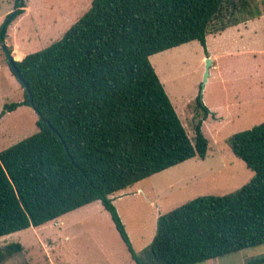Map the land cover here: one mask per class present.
<instances>
[{"label":"trees","instance_id":"1","mask_svg":"<svg viewBox=\"0 0 264 264\" xmlns=\"http://www.w3.org/2000/svg\"><path fill=\"white\" fill-rule=\"evenodd\" d=\"M24 6L15 0L5 15L0 44ZM261 14L258 0H91L59 39L14 60L37 131L0 151V236L100 200L136 264H193L264 243V120L228 138L252 177L232 192L198 195L160 214L142 254L111 197L206 156L201 121L192 143L149 56L193 40L206 53L207 33ZM27 98L24 90V100L6 108L31 106ZM196 100L206 116L200 94ZM22 249L19 241L0 246V264ZM261 263L264 255L245 262Z\"/></svg>","mask_w":264,"mask_h":264},{"label":"rangeland","instance_id":"2","mask_svg":"<svg viewBox=\"0 0 264 264\" xmlns=\"http://www.w3.org/2000/svg\"><path fill=\"white\" fill-rule=\"evenodd\" d=\"M14 3L15 0H0V24L13 10ZM90 3L91 0H25L23 9L26 11L12 22L7 32L12 55L15 47L25 56L59 39L90 7ZM258 4L264 13V0H258ZM254 31L249 40L250 47L259 54L255 58L250 56L249 62L247 54H240L232 60L228 57L220 59L216 67L210 64L212 76L208 69L204 82L205 60L201 58V45L196 40L166 49L162 55L157 52L149 57L155 71H159V74L156 71L158 77L164 80L160 79L190 140L194 142V128L201 121L208 148L203 159L192 157L135 183L134 188L115 193L113 203L138 254H142L151 242L160 214L198 195L232 192L252 177V169L234 154L228 138L264 120V19L255 22ZM232 64L233 68L239 67L242 75L250 73L252 87L250 91L246 90L247 78L235 81L237 87L245 90L244 100L240 104L225 105L230 100L232 87L224 77L229 74L230 65V70H233ZM9 68L0 47L2 113L9 104L20 102L17 100L24 97V88L18 85L17 78L11 76ZM198 94L209 110L206 116L196 100ZM203 98L209 103L205 104ZM210 105L217 107L221 119L210 117ZM13 111L0 123L1 149L37 131L38 115L32 106L20 103ZM156 183L173 186L160 201L153 192L147 195L145 191H138L140 187H154ZM11 241H19L23 249L2 264H136L99 200L43 225L0 236V246ZM263 255L264 243H261L193 264H245Z\"/></svg>","mask_w":264,"mask_h":264},{"label":"crops","instance_id":"3","mask_svg":"<svg viewBox=\"0 0 264 264\" xmlns=\"http://www.w3.org/2000/svg\"><path fill=\"white\" fill-rule=\"evenodd\" d=\"M25 11L26 10L24 9L23 13L20 14L19 16L23 15ZM261 19H264V13H262L260 16L255 17L253 19H248L245 22H241V23H238L236 25L228 26L224 30H221V31H218V32H215V33H207L206 34V51H207L206 53L204 52L203 47L201 46V53L200 54H201L202 60H205L206 57H209L211 59V66L212 67H216V66L219 65L218 61L220 59L226 58V57H228L229 59L232 60L233 58H235L236 56H238L240 54H245V55L247 54V56L249 57L248 62L251 60L250 56L255 58V56H257V54H259V53H258V51L256 49L255 50L251 49L249 40L251 39L252 34L255 33V31H254L255 22L257 20H261ZM12 22L9 24V26H11ZM9 26H8V29H9ZM8 29H7V32H8ZM7 36H8V34H7ZM7 36H6V39H5V43L8 45ZM15 48L13 49L14 53L12 55L14 60L22 59L24 57V55L19 52L17 47H15ZM164 53H166V51L162 50V51L158 52V55H162ZM18 54H20V56H18ZM149 57H151V55ZM164 61L166 63L167 60H164ZM230 69H231V65H230ZM230 69H229V74L224 77V81L227 82V83L230 82L229 86L231 84V87H232V88H230L231 89V91H230L231 92L230 100L225 105H230L232 103H237V102L240 104L241 101L244 100V91L245 90H243L242 87H237L236 84H235V81H237V80H245V78H247L248 81H247V84H246V87H247L246 90L250 91L251 87H252V85L250 84L251 75H250V73H247V75H245V74L242 75L241 70L239 69V67H238V69L236 68V66H234V68H233V64H232V69L233 70L231 71ZM9 71H10V68H9ZM156 71L159 74V71L157 69H156ZM209 72H210V76H212V69H209ZM10 73H11V76H13L16 79V77L12 74L11 71H10ZM161 80H162V82H164L163 79H161ZM17 83H18V85H20L18 80H17ZM233 83L235 84V86L233 85ZM262 95L264 96V93ZM23 100H24V97L19 98L17 101L21 102ZM207 100L208 99H204V103L205 104L209 103ZM209 108L212 110V112H210V114H211L210 117L221 119V116L219 115L220 112L218 111L216 106L214 107V105H210ZM14 109H11V111L8 110V109H6V110L3 109L5 112L4 113L0 112V123L5 118V116H7L8 114H11L12 112H14L13 111ZM3 149H5V148H3ZM3 149H1V150H3ZM169 168L170 167H168V168H166V169H164L162 171L168 170ZM162 171H159L157 173H160ZM157 173H154V174H157ZM148 177H151V175L148 176ZM148 177H146V178H148ZM141 180H143V179H141ZM141 180H139V181H141ZM139 181H137L135 183H139ZM135 183L132 184L131 186H128L127 188H130V189L134 188L135 185H136ZM172 187L173 186L169 185V184L160 186V184L156 183L154 185V187H145V188L140 187V188H138V191H141V192L145 191V193L147 195H149L150 192H153L154 195L157 196V199L160 201V199H162L163 196H165L166 194H168V192H170V189ZM127 188H125V189H127ZM125 189H122V190H125ZM122 190H119L117 192L121 193ZM117 192H115V193H117ZM115 193H113L111 195L112 200H114ZM30 227H33V226H30Z\"/></svg>","mask_w":264,"mask_h":264},{"label":"water","instance_id":"4","mask_svg":"<svg viewBox=\"0 0 264 264\" xmlns=\"http://www.w3.org/2000/svg\"><path fill=\"white\" fill-rule=\"evenodd\" d=\"M0 47L2 48L5 56L7 57L9 66H10L11 70L14 72L17 80L22 84L24 90L28 93L27 102L29 104H31V106H32L33 98H32V95L30 94L29 86L26 83V81H24L23 77L20 75V73L18 71V68L16 67V65L14 63V58L12 56V53H11L8 45L5 42H3V43L0 44ZM210 64H211V59L209 57H206L205 58V72H204V76H203V82L207 78L208 69H209Z\"/></svg>","mask_w":264,"mask_h":264}]
</instances>
